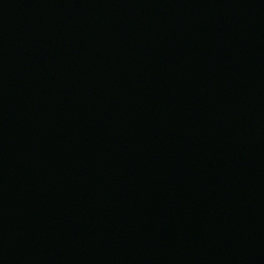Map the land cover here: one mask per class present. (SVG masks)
I'll return each mask as SVG.
<instances>
[{"label":"water","instance_id":"1","mask_svg":"<svg viewBox=\"0 0 264 264\" xmlns=\"http://www.w3.org/2000/svg\"><path fill=\"white\" fill-rule=\"evenodd\" d=\"M0 264H264V0H0Z\"/></svg>","mask_w":264,"mask_h":264}]
</instances>
